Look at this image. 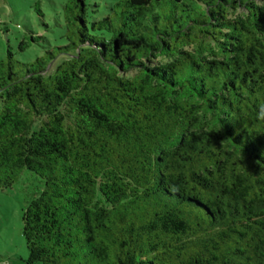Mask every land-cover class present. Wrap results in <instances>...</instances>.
<instances>
[{"label": "trees", "instance_id": "16d2710c", "mask_svg": "<svg viewBox=\"0 0 264 264\" xmlns=\"http://www.w3.org/2000/svg\"><path fill=\"white\" fill-rule=\"evenodd\" d=\"M55 20L62 43L28 27L18 53L43 55L0 60V190L43 183L27 264H264V0H65Z\"/></svg>", "mask_w": 264, "mask_h": 264}, {"label": "rangeland", "instance_id": "374dc122", "mask_svg": "<svg viewBox=\"0 0 264 264\" xmlns=\"http://www.w3.org/2000/svg\"><path fill=\"white\" fill-rule=\"evenodd\" d=\"M108 1L93 0L104 8ZM64 2L65 0H0V60L7 57L9 47L20 61H34L37 56L43 55L44 50L40 47L18 53V40L28 27L55 45L62 43V27L56 25L55 18H60ZM37 3L45 14L44 19H40L36 13ZM42 187L43 183L37 176L24 172L12 188L0 190V264H27L29 252L22 231V217L24 209Z\"/></svg>", "mask_w": 264, "mask_h": 264}, {"label": "clouds", "instance_id": "9594fccd", "mask_svg": "<svg viewBox=\"0 0 264 264\" xmlns=\"http://www.w3.org/2000/svg\"><path fill=\"white\" fill-rule=\"evenodd\" d=\"M261 118H264V112H261Z\"/></svg>", "mask_w": 264, "mask_h": 264}]
</instances>
